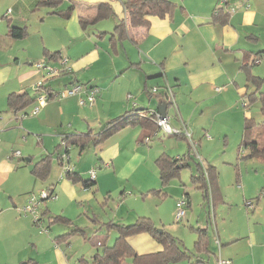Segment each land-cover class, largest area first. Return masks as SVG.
I'll return each instance as SVG.
<instances>
[{"label":"crops","instance_id":"crops-1","mask_svg":"<svg viewBox=\"0 0 264 264\" xmlns=\"http://www.w3.org/2000/svg\"><path fill=\"white\" fill-rule=\"evenodd\" d=\"M41 1L0 0V112L9 113H4L3 119L0 117V165L6 163V171L12 174L21 168L28 169V175L33 178L31 168L42 157L50 155V169L45 180H33L40 183L47 181L44 188L52 189L57 197L56 200H47L37 205L33 224L36 220L38 223L48 220L49 225L56 223L63 224L64 227L57 229L58 233L51 241L48 237L44 238L43 234L36 235L29 226L27 217L21 219L20 215L21 208L29 201V191L20 195L9 194L6 201L0 202V248L13 246L9 239L14 236L15 225L20 224L31 232L29 237L34 240L33 246L57 245L63 246V250L56 249V259L45 262L37 257H24L23 250L14 249L12 258L4 261V264H78L80 259L89 262L93 256L102 255L106 246L114 245L118 233L116 228L106 230L107 222L128 225L144 216L152 221L155 228L161 224L162 229H157L159 233L161 230L169 233L164 227L171 224L164 223L162 219H159V223L153 215L138 211L133 216L131 209L119 211L128 201L124 192L126 184L122 186V182L126 183L136 166L145 162L147 156L150 157L153 150L146 146L158 135L159 130L149 132L141 122H135L100 143L88 145L82 151L77 145H71L69 158L75 171L84 180H88V171L95 170L94 186L89 189L84 188L80 182L65 179L61 170L53 177L50 175L52 162L56 161L58 164V155L64 153V146L60 145L63 134H85L89 131L97 133L105 123L128 111L147 110L165 113L169 116L170 123L173 118L176 119V124L172 123L175 128L187 124L192 126L200 142L201 136L212 129V123L220 115H228L230 122L237 120L239 115L240 126H244V119L250 115L244 113L241 118V110L237 105L240 101L246 102L243 95L258 90L250 77L264 78L253 73L255 65L242 69V65L246 61L249 62L255 53L264 50V42L259 45V39L264 35V0H227L222 6V11L228 12L224 22L213 17L214 8L220 6L218 0H168L173 4L172 11L163 17H147V27L129 26L123 5L125 0H61L55 7L41 5ZM100 4H106L109 11H104L105 16L93 24L83 26L80 23L81 18L90 22L97 16ZM103 18L111 19L112 24H100L99 21ZM121 21L127 24L124 36L115 31V26ZM95 23L98 26H95ZM9 26L24 27L26 35L22 39H10ZM34 34L39 36L40 41L31 40V35ZM32 42L35 43L33 51ZM14 46L21 48L27 65L20 66L18 61V66L10 70L9 66L5 65V54L2 53H11ZM49 53H55L56 56L51 57ZM58 57L67 59L69 70L59 75L63 76L62 79L56 80V77H53L45 84L55 92L68 88L72 82L95 86L98 93L94 103L79 105L77 95L55 97L48 100L35 116L21 117L32 109L34 102L17 114L11 111L7 105L8 96L24 93L33 95L34 84L44 77V72L34 66V60L57 66ZM169 89L173 94V105L167 103L166 91ZM260 89L262 90V87ZM81 96L84 94L81 93ZM227 128L231 127L228 125ZM235 130H238V126ZM20 136L21 151L13 148L17 146L16 140H21ZM145 136H149L146 137L149 138L147 143ZM186 142L187 154L189 143L187 140ZM73 149L77 151L75 159L71 157ZM15 151L20 152L19 157L12 155ZM162 154L172 157L166 152L158 153L154 162ZM5 158L17 160L16 167L6 162ZM82 158L85 160H81ZM192 159L190 161L193 165L188 160L189 166L184 167L189 170L190 176L197 162L193 157ZM7 164L12 167V171ZM207 166L214 167L208 163L205 167ZM209 177L210 181H206L210 189V204L204 200L203 203L210 208L208 217L211 216L214 220L217 209L228 201L226 194L221 191L219 174L214 177L209 174ZM23 179L26 180V176ZM114 182L121 184L116 194H120L122 201L119 199L110 218H98L93 205L98 203L101 186H113ZM191 182L195 184L192 180ZM198 184L201 185L200 182ZM166 189L167 186L163 188V192L168 197ZM103 190L107 193L101 194L104 199L102 205L112 199L113 193L108 187ZM148 191L144 195H147L148 199L153 198L155 195ZM165 196L159 198L163 199ZM183 196H186V207L190 209V195L185 192ZM250 200L246 202L252 203ZM70 210L79 212L78 217L84 213L89 220L91 218L93 224L90 227V236L87 237L84 226L75 223L77 218L74 214L72 216ZM173 211L174 207L169 212V218H173ZM155 216L157 217L156 211ZM54 217L65 218L70 222H51L50 219ZM126 220H129V223H126ZM187 228L196 236L191 250L184 247L189 254L192 253V259L195 260L198 256L209 264L211 253L217 259L207 241L208 233L207 251L196 249L198 234L195 229L205 227L188 225ZM72 230L75 232L68 238L56 240ZM77 233L84 241L89 242V246H104L105 249L103 248L101 253L96 250L94 254L85 251V255L70 261L72 252L69 246H80L71 243ZM110 234L114 235V241L112 245H107L103 237ZM172 236L183 246L181 239ZM256 238V231L252 230V244H255ZM45 240L47 242L44 244ZM125 243L137 255L146 257L149 264L153 262L147 256L163 250L162 245L148 233L128 236ZM121 264L134 263L131 258L126 257ZM167 264H188V260L181 259Z\"/></svg>","mask_w":264,"mask_h":264},{"label":"rangeland","instance_id":"rangeland-1","mask_svg":"<svg viewBox=\"0 0 264 264\" xmlns=\"http://www.w3.org/2000/svg\"><path fill=\"white\" fill-rule=\"evenodd\" d=\"M99 22L100 24H106L107 26L112 24L111 19L105 18L101 19ZM95 26H98V24L95 23ZM31 36V40H34V42L35 40L40 41L37 34ZM259 41V45H262L264 42V35L261 36ZM19 46H14L11 53H9V51L2 53L5 54L3 58V60L6 61L5 65L9 66L10 70H13L18 66L16 64L18 61L20 66L27 65L26 57ZM34 49L35 43L32 42L31 51ZM36 61L37 60H34V65L39 62ZM57 66L61 67L59 61ZM253 73H257L258 76L264 77V58L261 59L260 63L253 67ZM62 78L63 76H58L55 79L58 80ZM262 90H264V84L262 85ZM243 105L244 102L241 101L237 105V108L241 110V118L245 113L246 115H250V117L256 122L262 121L263 116L260 112L258 101L249 104L245 109L241 107ZM4 113L9 115L8 112H0V117L2 119L5 116ZM230 120L231 119L228 115H220L217 120L212 123V129L208 130L207 133H204L203 136H201L200 142L198 141L197 134L193 127L188 124L187 126H184V130L191 134L192 141L196 143L194 149H191L190 151V156L203 166L207 163L214 165L216 168V175L217 173L219 174L218 180L221 191L227 196L228 202L225 205L220 206L215 213V223L212 217L210 216L209 218L207 215V212H210V208L203 203L201 193L199 189H197V186L199 185L198 182H195V184L191 182L190 172L186 168L181 170L179 180H172L170 184L167 185L166 191L168 192V197L165 196L162 199L154 196L153 198L148 199V196L144 195L148 190L158 189L160 187L158 168L154 162L156 155H158V153L166 152L170 156L176 158L185 155L187 151V142L183 136L167 134L162 130H159L158 135L153 137L149 146H146V148L151 147L153 150L151 152L152 154L150 153V157L147 156L145 162H141L136 166L126 183L122 182V186L126 184L124 192L125 198H128V201L121 206L119 211L124 212L131 209L133 210V216L134 213L141 211L140 213L153 215L157 222H159V219H162L164 223H170V226L164 228L172 235L181 239L183 246L188 250L192 249L196 236L188 230L187 226L207 227V241L211 251L215 253L217 257L226 261L231 260V264H264V240H262L264 237V161L260 159V157H244L248 151L240 145L243 129V126H240V117L238 115L237 120H233L232 122H230ZM175 121L176 119L174 118L171 123L168 121L169 125L173 127L172 123L176 124ZM228 125L231 127L230 129L227 128ZM237 126L238 130H235ZM176 129L184 131L183 127ZM21 142L22 138L21 140L17 139V146H14L13 148L21 151ZM75 150L76 149H73V152L71 153L72 159H75L76 157L77 151ZM81 160H85V158H82ZM6 162L12 163L13 167H16L18 163L17 160L9 159H7ZM190 163L193 165L191 161ZM5 164L6 163L0 165V202L6 201L9 194L20 195L27 191H29V193H27L28 197L34 195L38 199L40 190L46 189L44 186L47 184V181L45 183L34 181L33 178L28 175L29 170L25 168L17 170L15 174L7 172ZM7 165L9 169H11L10 171H12V167L9 164ZM60 170L62 171L59 163L57 164L56 161H53L50 171L51 177L57 175ZM3 172L6 173L3 174ZM21 174L26 176V180L23 179L24 176H21ZM119 185H121L120 182H114L113 186H107L106 184L101 186L98 203L93 205L94 211L99 215L98 218L104 219L107 216L110 218V214L112 215L115 211V206L120 200L122 201L120 194H116ZM104 187H108L113 193L112 199H109L107 204L102 205L101 202L104 201V199L101 194L105 195L107 193L103 190ZM185 192L190 195L191 207L189 209L185 206L183 217L180 218V220H177L176 203L183 198V193ZM48 200L52 201L54 199ZM246 200L252 201V205L247 207ZM45 201L47 200L40 201L39 203ZM85 207L87 209L86 205ZM172 207H174L173 218H169V212ZM54 209H56V206H54ZM155 211L157 217L155 216ZM37 212L39 211L37 210ZM70 213L72 216L74 214L75 218H77L75 222L76 224L85 227L87 237L90 236V234H92L90 227L93 224L91 218L89 220L86 217V214L82 212L78 217L79 212H75V210H70ZM20 215L22 216L21 219L27 217L29 226L33 228L36 235L43 234V237H48L50 241L58 233L56 232L57 229H63L64 227L63 224L56 223L49 225L50 222L48 220L33 224V215L30 213L24 215L23 212ZM89 216L91 217V215ZM129 220H126V223H129ZM159 225L160 227L157 226L156 229H162L161 224ZM252 230L256 231L257 238L255 244H252V240L250 239V232ZM30 233L31 232L28 228H24L20 224L15 225L14 236L9 239L13 246H4L2 249L0 248V264H4V261L12 258V250L14 249L23 250L25 252L24 257H37L45 262L54 261L56 259V249L63 250V246L57 245L33 246L34 240L29 237ZM77 234L78 235L75 234L73 236L74 238L71 243L80 246H69L70 251L72 252L70 261L78 259L85 251L91 254H94L96 250L100 253L102 252L104 246L98 248L91 245L89 246V242L86 240L84 241V239L79 236L80 234ZM113 237V234L103 237L104 243L112 245L114 241ZM216 240L219 241V245ZM46 242L47 241L45 240L44 244ZM221 245L225 246L223 247ZM190 259H192V253L190 254ZM192 260L194 261V259ZM209 264H217V259H215L214 254L212 253L210 254Z\"/></svg>","mask_w":264,"mask_h":264},{"label":"trees","instance_id":"trees-1","mask_svg":"<svg viewBox=\"0 0 264 264\" xmlns=\"http://www.w3.org/2000/svg\"><path fill=\"white\" fill-rule=\"evenodd\" d=\"M60 1L61 0H42L39 3L47 7H55L59 5ZM123 5L124 9L127 12V21L129 23V26L132 27H147L149 25L147 17H163L166 14L170 13L173 9V4L168 0H125L123 2ZM107 10L109 11V8L106 4H100L97 16L94 19H92L90 22H87L81 18L80 23L83 26L87 24H93L96 20L104 17V11ZM222 10V6H217L214 8L213 17L215 20L219 19L221 22H224L225 18L228 15V12ZM126 25L127 24L125 21H121V23L115 26V31L118 34H121V36H124V29ZM8 35L10 39H22L26 35V30L24 27L9 26ZM48 55H50L51 57L56 56L55 53H49ZM61 58L58 57V61ZM262 58H264V50L255 53V55L250 58L249 62L246 61L242 65V69H248L250 66L256 65L257 61L259 59L261 60ZM61 73L59 75H61ZM49 79H45L43 81L42 87L38 91V93H44L47 96V100L57 97V92L53 91L51 87L45 84ZM250 79L255 84V86L258 87V90L243 95V99H246L243 107L247 108L249 104L253 103L254 101H258L259 109L263 116V119L260 122L254 121L251 117H247L244 119L240 145L242 148L248 151L246 156L244 157H260V159L264 161V90L260 89V87H262V85L264 84V78L251 76ZM36 98L37 92L34 89L33 95H30L28 93L11 94L7 98V105L11 111L17 114L18 112L25 110L26 107L32 102L35 103ZM135 122H141L140 124L143 125L144 128H146L149 132L159 130L153 118L151 116H148L147 110H142L128 111L123 115L108 121L97 133H91V131H89L85 134H63L61 140V142H63V145L61 143L60 145L64 146V153L62 155H58V162L61 167L63 166L62 176L65 179L71 180L72 182H80L84 188L89 189L93 187L95 178L91 179L89 177L88 180H84L81 175L75 171L74 166L71 165L69 158V147L71 145H77L80 151H82L88 145H95L97 143H100L114 133L120 131L123 127L134 124ZM146 137L149 136H145L144 138ZM190 151L191 150L189 148L185 156L176 158L169 157L164 154L160 155L155 160L159 171L160 187L159 189H153L148 192L158 197L165 196L163 188H165L171 180L179 178L182 168L189 166L187 161L192 159V157L190 156ZM64 155L68 156V162L62 161V157ZM50 159L51 156L47 155L42 157L35 163V165L30 170L34 179L40 181L45 180L50 169ZM195 164L196 168L190 176L191 180L193 182L201 183V185L198 186L197 189H199V191L201 192L203 200L205 202L207 201V204L209 205L210 189L207 185L206 180L210 179L209 174L211 175V177L216 176L215 168L213 166L205 167L199 162H195ZM64 165H66L65 167H67V169L64 168ZM183 198L186 200V196H183ZM187 204L188 201L186 200V205ZM50 220L51 222H64L66 224H69L70 222L65 218L59 217H54ZM113 228H116V231L118 233L114 245L106 247V249L104 248L105 250L103 249L104 252L102 255L93 256L89 262L88 260L80 259L78 264H121L122 260H124L126 257L131 258L134 264H143L144 262L149 264V261L146 259V257L137 255L125 243L126 237L139 233L150 234L163 247V250L161 252L147 256V258L152 261L153 264H167L170 262L179 261L181 259H187L188 264H208L207 261H204L202 258L199 259L198 256H196L195 260L191 262L190 254L187 252L184 246H182L181 242L165 231L161 230V233H159L153 225L152 221L147 217H139L135 222L128 225H117L112 222L106 223V230H110ZM195 231L198 234V240L195 244L196 249L198 251L203 250L206 252L207 227L203 229H195ZM73 232H75V230L59 236L56 240L68 238L73 234ZM55 243L57 244V241H55ZM97 245L99 246L100 244Z\"/></svg>","mask_w":264,"mask_h":264},{"label":"built area","instance_id":"built-area-1","mask_svg":"<svg viewBox=\"0 0 264 264\" xmlns=\"http://www.w3.org/2000/svg\"><path fill=\"white\" fill-rule=\"evenodd\" d=\"M220 6H223L227 3V0H219L218 1ZM260 59L257 61V64L260 63ZM59 63L61 65V67L59 66H54L51 65L48 62H37L34 66L38 69V70H42L44 72V77L40 80H38L35 84H34V90L37 92V98L35 100V104L32 107V109L28 112V113H24L21 115V117H25L27 115L30 116H35L37 115V113L39 112V110L45 106L47 100V96L44 93H38V91L41 89L43 81L45 79H49L55 76H58L61 72H66L68 71V67H67V59L66 58H61L59 60ZM81 93L84 94V96H81ZM98 93V89L95 86H85L79 83H72L68 88L63 89L60 92H57V97L58 98H63V97H69V96H78V103L79 105H92L95 101V97ZM167 94V103L169 105H173L174 101H173V94L171 92V90L169 89L168 91H166ZM148 116H151L156 124V126L159 128V130H162L164 133L167 134H175L177 136H183L189 143V148L190 150L194 149V147L196 146V143L194 141H192V137L191 134L188 133L186 130H184V126H183V130L181 131L180 129H176L173 128L169 125V116L168 115H161V113H158L156 111H150L148 112ZM149 141V138L145 139V142L147 143ZM61 144L63 145V142H61ZM13 156L19 157L20 156V152L19 151H15L13 154ZM62 161L64 162H68V156L64 155L62 157ZM66 165H64V168L67 169V167H65ZM63 172V166L61 167ZM89 177L91 179L95 178V170L91 169L88 171ZM56 194L51 190V189H42L39 193V198L37 199L36 196L34 195H30L29 196V201L23 205V207L21 208V211L26 214V213H30L31 215L35 214V208L37 207V205L39 204L40 200H48V199H56ZM252 203L247 202V207L251 206ZM186 206V200L184 198H182L180 201H178L176 203V207H177V212H176V219L180 220V218L183 217L184 215V207ZM36 223H38V220L35 221ZM34 222V223H35ZM217 241V240H216ZM218 243V241H217ZM219 245V244H218ZM219 247V246H218ZM264 247V246H263ZM217 264H231L230 260L226 261L221 259L220 257H217Z\"/></svg>","mask_w":264,"mask_h":264},{"label":"water","instance_id":"water-1","mask_svg":"<svg viewBox=\"0 0 264 264\" xmlns=\"http://www.w3.org/2000/svg\"><path fill=\"white\" fill-rule=\"evenodd\" d=\"M161 115H165V113H161Z\"/></svg>","mask_w":264,"mask_h":264}]
</instances>
